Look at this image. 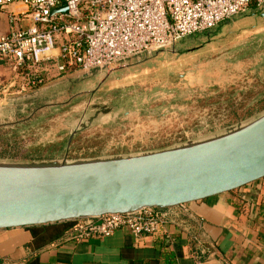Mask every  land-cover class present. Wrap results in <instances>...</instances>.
Instances as JSON below:
<instances>
[{"label": "rangeland", "instance_id": "374dc122", "mask_svg": "<svg viewBox=\"0 0 264 264\" xmlns=\"http://www.w3.org/2000/svg\"><path fill=\"white\" fill-rule=\"evenodd\" d=\"M215 31L185 39L192 48L184 55L173 47L115 70L79 71L0 104V164L146 155L256 119L264 114V6L251 5Z\"/></svg>", "mask_w": 264, "mask_h": 264}, {"label": "water", "instance_id": "95a60500", "mask_svg": "<svg viewBox=\"0 0 264 264\" xmlns=\"http://www.w3.org/2000/svg\"><path fill=\"white\" fill-rule=\"evenodd\" d=\"M61 11L67 13L64 4ZM264 179V114L191 145L127 158L0 164V231L165 211Z\"/></svg>", "mask_w": 264, "mask_h": 264}, {"label": "built area", "instance_id": "2783aa9c", "mask_svg": "<svg viewBox=\"0 0 264 264\" xmlns=\"http://www.w3.org/2000/svg\"><path fill=\"white\" fill-rule=\"evenodd\" d=\"M17 2L29 9L34 26L0 36V67H12L28 89L46 85L44 68L59 75L115 70L215 30L253 4L264 6V0H0V11ZM64 4L67 13L61 11ZM162 212L146 208L77 220L67 237L108 238L121 229L135 238L157 235Z\"/></svg>", "mask_w": 264, "mask_h": 264}, {"label": "crops", "instance_id": "0c3cea01", "mask_svg": "<svg viewBox=\"0 0 264 264\" xmlns=\"http://www.w3.org/2000/svg\"><path fill=\"white\" fill-rule=\"evenodd\" d=\"M32 26V15L20 2L0 11V36ZM185 39L171 51L189 52L192 47H185ZM208 49L207 45L198 50ZM44 70L46 85L28 89L12 67L2 64L0 104L45 90L82 71L59 75L54 69ZM162 215L160 232L140 238L121 229L108 238L78 241L67 237L71 223L2 230L0 264H264V179Z\"/></svg>", "mask_w": 264, "mask_h": 264}, {"label": "trees", "instance_id": "16d2710c", "mask_svg": "<svg viewBox=\"0 0 264 264\" xmlns=\"http://www.w3.org/2000/svg\"><path fill=\"white\" fill-rule=\"evenodd\" d=\"M71 223V222H70Z\"/></svg>", "mask_w": 264, "mask_h": 264}]
</instances>
